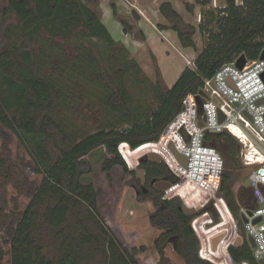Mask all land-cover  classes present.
Wrapping results in <instances>:
<instances>
[{"label":"trees","instance_id":"1","mask_svg":"<svg viewBox=\"0 0 264 264\" xmlns=\"http://www.w3.org/2000/svg\"><path fill=\"white\" fill-rule=\"evenodd\" d=\"M225 2L224 6L218 7L220 30L209 33L212 42L198 53L196 68H185L172 87L161 91L156 109L133 112L128 104L127 91L118 81L111 79L110 87H117L108 100L113 105L125 108L127 116L133 117L132 123L126 128L100 129L73 142L67 151L56 158L54 151L43 141L50 136L51 128H55L48 119L60 103V92L39 75L41 63L36 59L39 55L30 43L40 39L39 33L43 28L51 35L68 38L75 29L82 27L84 36L88 38L96 37L110 43L114 40L97 13L83 0H7L6 5L0 6V28L11 12L20 20L17 40L20 44L0 48V67L5 71L3 84L9 92V95L0 97V152L8 150L16 160L31 164L30 174L18 186L5 174L9 167L8 158L0 155V184L3 181L7 183L5 202L11 204L7 212L10 221L0 228V264H90L98 255L102 256L99 264H143L136 257L137 248L126 242L116 226H102L104 245L101 237L90 233L91 213L101 214L99 191L94 183L85 184L83 177L93 171L90 158L100 148H104L108 154L102 162L106 172L119 166L125 172L136 173L128 169L121 156L120 145L138 148L158 141L167 127L164 135L171 139L169 124L183 111L186 96L189 93L197 94L203 88L205 78L212 77L223 64L240 54H245L249 60L260 56L264 49V0H243L242 4L236 0ZM208 3L202 2L205 6ZM161 12L175 22L173 29L181 44L195 47L193 36L197 28L185 30L182 16L170 2L161 5ZM9 27H5L6 32H9ZM103 60L100 57L95 61L102 64ZM15 109L20 116L12 118L8 111ZM214 136H226L235 149L239 148L238 140L228 132L208 133L205 139ZM28 142L35 143V152L30 150ZM159 146L157 148L166 160L168 155ZM237 163L238 159L226 167L233 171ZM145 168L150 176L161 172L154 162H147ZM232 180L231 172L228 175L223 172L219 193L227 200L244 239L239 245L230 244L228 251L237 264L244 261L260 264L252 254L240 213L242 205H252L253 202H242L236 196ZM1 201L3 198L0 195ZM156 203L159 209L150 216V222L154 227L171 228L179 233L177 251L186 263L214 264L198 255L199 239L190 227L197 213H186L179 197L167 199L160 193L157 194ZM72 213L78 216L79 225L85 231L84 236L77 243L74 233L69 231L58 243L56 251L46 252L41 227L46 221L56 229L61 228L70 223ZM212 214L215 220L220 219L217 212L213 211ZM159 242L155 241L157 248ZM145 249V246L140 248L141 251ZM163 261L162 258L160 264Z\"/></svg>","mask_w":264,"mask_h":264},{"label":"rangeland","instance_id":"2","mask_svg":"<svg viewBox=\"0 0 264 264\" xmlns=\"http://www.w3.org/2000/svg\"><path fill=\"white\" fill-rule=\"evenodd\" d=\"M83 1L97 13L111 33L114 42L110 43L96 37L88 38L84 36L83 28L79 27L68 38L51 35L43 28L39 33L40 39L30 43L31 48L39 55L36 57L41 63L39 75L45 77L60 92V103L48 119L55 125V128H51L50 136L45 137L43 141L48 148L54 151V158L60 156L63 151H67L73 142L96 133L100 129L126 128L132 123L133 117L127 116L125 108L113 105L108 100V96L117 87L113 89L110 87L111 79L118 81L120 86L127 91L128 104L133 112H151L156 109L160 102L161 91L172 87L185 68H194L198 53L212 42L209 33L219 32L221 14L218 12V7L226 3L225 0ZM204 1H209L208 5L202 4ZM164 2H170L180 13L185 30L192 29V27L197 28L193 36L196 42L195 47L181 44L177 32L173 29L175 22L161 12V5ZM236 2L242 4L243 0H236ZM6 4L7 0H0V6ZM9 25L10 30L6 32L5 27ZM18 31H20V20L14 12H11L5 17L4 24L0 28V48L8 44L10 47L11 44H20V41L17 43ZM100 57H103V63L97 64L95 60ZM3 73L5 71L0 67L1 98L9 95L3 84ZM198 109L199 105H196L193 109L192 121L189 120L197 131L203 122L201 116L197 119ZM8 113L12 118L20 116V112L16 109L9 110ZM184 117L185 113H182L170 124L171 139L165 138L167 127L158 141L138 148H131L127 144L120 145L119 150L128 169L136 173L125 172L119 166L106 172L102 162L108 154L104 148L92 154L90 161L93 171L85 175L83 181L85 184L94 183L99 191L101 214L91 213L93 218L90 233L95 237H101L104 245L102 226H116L126 242L137 248L136 257L143 264H160L159 252L154 246L157 230L150 222V214L154 210L153 201L151 198L145 199V196L137 195L133 185L142 175L139 158L151 152L160 153L157 146L162 144L159 147H163V153L168 155L166 161L175 171L173 175L177 176L176 172H179L181 176L180 181L174 184L166 183V186L171 185L161 189L163 197L167 199L179 197L182 206L189 202L192 205L196 204L198 208L200 204L206 202L205 207L200 208L195 216H202L199 221L201 224L206 221V227L216 225L213 230L217 232L216 237L220 236L221 245L218 252L221 254L214 256L215 262L220 264L218 260L224 259L223 264H237L230 257L228 247L230 244H240L241 236L238 235L236 221L230 220L228 211L223 209V201L218 198L221 196L220 184L218 194L213 197L212 184L216 182V173L212 169L213 159H216L219 154L223 160L222 172H225L228 161H225L219 147L208 142L207 148L214 147L213 151L216 154L211 162H201L200 159L193 158L190 167L181 166L168 148V144L172 141L182 151L184 142L189 144L192 141V136L186 127H181V124L185 122ZM230 133L237 139L232 132ZM28 145L30 150L35 152V143L28 142ZM0 155L8 158L9 167L5 174L10 177L13 184L21 185L26 175L31 172V164L26 165L23 161L16 160L8 150L0 152ZM251 170L252 168L246 166L241 160L239 148L236 168L233 171L229 168L228 171L233 175L234 192L242 202L252 200L249 179ZM6 185L4 181L0 184V195L3 198L0 203V228L10 221L7 212L11 209V204L5 202ZM202 210L205 211L202 212ZM213 211L218 213L220 218L218 221L214 219ZM72 215L70 223L57 229L45 221L40 231L43 234L42 240L46 252L56 251L58 243L69 231L74 233L77 243L84 236L85 231L79 225L78 216L74 213ZM210 219L213 222L210 223ZM200 243L199 239V246ZM142 246H145V251L140 250ZM169 249L168 255L171 254ZM170 256L169 262L179 264L178 257ZM101 257V255L96 256L90 264H99Z\"/></svg>","mask_w":264,"mask_h":264},{"label":"built area","instance_id":"3","mask_svg":"<svg viewBox=\"0 0 264 264\" xmlns=\"http://www.w3.org/2000/svg\"><path fill=\"white\" fill-rule=\"evenodd\" d=\"M241 55L223 64L212 77L204 79V85L201 89L204 94H200L199 91L197 94L189 93L186 96L184 109L179 115L185 113V122L181 124V127H186L192 136V141L189 144L184 142L182 151L177 148L188 157V165L186 167L183 166L184 168H188L191 166L193 158L209 163L212 161V157L216 155L215 151H213V146L212 149L207 148L208 143L205 141L206 134L232 132L237 137L241 160L246 166L252 168L249 179L252 192L251 201L253 203L252 205L244 204L241 206V220L243 215L248 218L247 222L242 220L244 231L247 239L249 236H253L255 246H251L252 254L260 263L261 260L264 261V58L259 56L254 60L247 59L244 66L239 67L237 60ZM195 68L196 65L194 63ZM196 105H199L197 119L201 116L203 121L198 131L189 122V120L192 121L193 109ZM185 108L186 111H184ZM220 112L224 114L222 121L219 119ZM217 155L218 157L213 159L212 162L214 163L212 169L216 173V182L212 184L214 188L213 197H216L218 194L223 174V160L219 154ZM176 175L177 178L181 179L179 172H176ZM218 198L223 201V209L228 211L227 214L230 220L236 221L238 225V221L230 210L225 197L221 195ZM205 205L206 202L200 204L198 208L196 204L192 205L186 202L184 206L193 209V211L185 212L188 214L198 213L199 209L204 208ZM250 210L252 211L251 214H249ZM195 217L191 221V226L201 240L198 255L202 259L217 264L214 256L221 254V252H218L221 241L218 240L216 244H213V240L217 236L216 230H213V227L216 225L206 227V221L203 220L202 224L199 221L202 216ZM257 218L260 219L254 222ZM211 222H213L212 219H210ZM237 232L241 236L242 243L244 236L239 229ZM223 260L219 259L218 263L223 264ZM243 264L249 263L244 261Z\"/></svg>","mask_w":264,"mask_h":264},{"label":"flooded vegetation","instance_id":"4","mask_svg":"<svg viewBox=\"0 0 264 264\" xmlns=\"http://www.w3.org/2000/svg\"><path fill=\"white\" fill-rule=\"evenodd\" d=\"M205 141L207 143L211 142L215 144L217 147H219L223 157L225 158V161H228L227 165L234 164L235 160L239 158V148L235 149L233 143L226 136L223 137L214 136V137H210V139H205ZM147 162L156 163L159 166V168H161V172L153 174L151 176L147 174L146 171L147 169L145 168V164ZM139 167L141 170H143V173L142 175H140L139 179L137 180V183H135L133 187L137 195L145 196V199L151 198V200L153 201L154 210L150 214L151 216L159 209L156 203L157 194L162 193L161 189H163V187L166 186V183H173V184L176 183L175 181L172 182L171 180H173L174 178L177 179V176H174L175 172L170 166V164L165 160V158H163L161 161H154L149 157V155L142 156L141 161H139ZM224 173L228 175L229 171L227 168ZM155 229L157 230V236L155 241L159 240L160 245L157 248L156 243L154 241V246L157 248L158 252H160L159 253L160 261L163 258L164 259L163 264H175L173 262H169L171 257L170 255H173L178 257L177 260L179 261V264H187L185 258L182 255H180L177 251L179 233L173 232L171 228L161 229L155 227ZM168 249L171 250L170 255L167 254Z\"/></svg>","mask_w":264,"mask_h":264},{"label":"water","instance_id":"5","mask_svg":"<svg viewBox=\"0 0 264 264\" xmlns=\"http://www.w3.org/2000/svg\"><path fill=\"white\" fill-rule=\"evenodd\" d=\"M260 57L264 58V49L262 50V52L260 54ZM246 61H247V57L245 56V54H242L237 60V65L239 67H243L244 64L246 63ZM200 94H204V92L202 90H200ZM260 101H263V100H260ZM219 119H220V121H222L224 119V114L222 112H220V114H219ZM168 148L171 150L173 155L176 157V159L180 162V164L182 166L186 167L188 165V157L178 150V148H177V146H176V144L174 142L171 141L168 144ZM149 157L152 160H154V161H161L163 159V156L160 153H158V152L149 153ZM141 159H142V157L139 158V161H141ZM141 173H143V170L140 169V174ZM178 180H179V177L175 180V182H177ZM169 185H171V184H168L166 187H168ZM182 208L186 212H192L193 211V209H190V208H188L186 206H183ZM204 211L205 210H202V212H204ZM251 213H252V211L250 210L249 214H251ZM259 219L260 218L255 219L254 222H257ZM242 220L244 222H247L248 218L245 215H243L242 216ZM190 227L192 228L191 225H190ZM219 238H220V236L214 238L213 244H216L217 241L219 240ZM248 241L250 242L251 246H253V247L255 246V240H254L253 236H249L248 237ZM260 264H264V261L261 260Z\"/></svg>","mask_w":264,"mask_h":264}]
</instances>
